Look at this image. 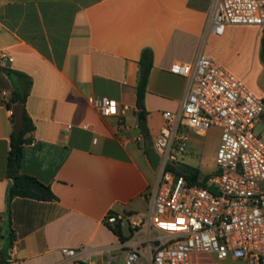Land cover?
Returning a JSON list of instances; mask_svg holds the SVG:
<instances>
[{
	"label": "crops",
	"instance_id": "0c3cea01",
	"mask_svg": "<svg viewBox=\"0 0 264 264\" xmlns=\"http://www.w3.org/2000/svg\"><path fill=\"white\" fill-rule=\"evenodd\" d=\"M212 3L0 0V49L14 58L0 63L6 70L0 72V264H73L61 250L81 246L87 262L125 264L124 241L106 217H130L148 207L146 193L160 172L146 143H154L166 125L164 113L177 112L187 93L188 78L173 73V66L192 64L200 52L215 60L211 43L229 41L234 33L242 34L239 43L249 53L261 49L262 35L253 26H228L223 36L205 37ZM146 50L152 61L144 99L149 139L141 130L137 96ZM7 70L32 82L26 110L36 129L22 173L56 196L16 197L10 214L6 170L14 124L7 98L20 79ZM92 97L116 100L119 114L103 116ZM121 230L128 240V224ZM207 259L228 260L204 255L194 263Z\"/></svg>",
	"mask_w": 264,
	"mask_h": 264
},
{
	"label": "built area",
	"instance_id": "2783aa9c",
	"mask_svg": "<svg viewBox=\"0 0 264 264\" xmlns=\"http://www.w3.org/2000/svg\"><path fill=\"white\" fill-rule=\"evenodd\" d=\"M228 26H253L264 34V0H213L205 37L223 36ZM13 61L8 49H0V63ZM172 72L188 78L187 93L177 112L164 113L166 125L153 143L160 173L146 193L148 207L130 217H106L112 228L129 226L125 264H195L204 255L264 264V134L254 133L264 122V98L203 52ZM89 101L103 116L120 112L114 99ZM212 126L222 129L216 169L203 184H191L181 164L186 132L204 136ZM85 252L84 246L61 250L73 264H93Z\"/></svg>",
	"mask_w": 264,
	"mask_h": 264
},
{
	"label": "trees",
	"instance_id": "16d2710c",
	"mask_svg": "<svg viewBox=\"0 0 264 264\" xmlns=\"http://www.w3.org/2000/svg\"><path fill=\"white\" fill-rule=\"evenodd\" d=\"M261 59L264 62V34L261 37ZM152 68V61L148 50L144 51L142 59L140 60V74L137 86L138 108L140 109L139 121L146 120V111L144 109V99L147 91V84L149 80L150 71ZM8 74L14 73L20 79V85L13 91L9 101L7 102L8 109H13L16 105H21L24 108V126L19 136L15 133V119L12 116L14 124V131L10 137V151L7 158L6 178L12 180V184L7 191V212L10 214L11 202L16 197L29 198L40 201H54L56 196L53 194L49 185L42 183L35 176L22 173V160L24 156L25 147L31 144L34 140L35 125L26 110V102L30 93L32 82L25 74L12 72L7 70ZM264 120V115H263ZM144 137L149 139V135ZM150 147L146 143V153L149 155ZM186 179L191 184H203L210 175L201 176V172L197 168L190 166L184 167ZM112 230L125 241L121 226L112 228ZM11 233L12 230H11Z\"/></svg>",
	"mask_w": 264,
	"mask_h": 264
},
{
	"label": "rangeland",
	"instance_id": "374dc122",
	"mask_svg": "<svg viewBox=\"0 0 264 264\" xmlns=\"http://www.w3.org/2000/svg\"><path fill=\"white\" fill-rule=\"evenodd\" d=\"M252 36L254 39L256 38V34ZM240 38H242V34L234 33L229 41L211 43L215 48L214 59L230 73L242 79L245 85L258 97L264 98V62L261 59V49H259L257 55L254 52L249 53L245 45L239 43ZM254 133L258 136L264 134V122L256 124ZM186 134L188 137L187 153L182 158V166L199 169L202 177L205 175L211 176L216 169L222 129L218 126H212L204 136H198L191 130H187ZM124 231L127 233L126 227ZM204 264L244 263L231 259L226 261L207 259Z\"/></svg>",
	"mask_w": 264,
	"mask_h": 264
},
{
	"label": "water",
	"instance_id": "95a60500",
	"mask_svg": "<svg viewBox=\"0 0 264 264\" xmlns=\"http://www.w3.org/2000/svg\"><path fill=\"white\" fill-rule=\"evenodd\" d=\"M0 72H6V70L0 66ZM13 112L15 119V133L17 136H19L24 126V108L21 105H16L13 107ZM141 130L144 134H148L145 120L141 122ZM149 147H150L149 158L154 168H158L160 162V156L158 155L152 142L149 143Z\"/></svg>",
	"mask_w": 264,
	"mask_h": 264
}]
</instances>
